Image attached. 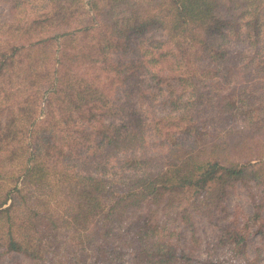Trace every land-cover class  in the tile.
I'll return each instance as SVG.
<instances>
[{
  "label": "trees",
  "instance_id": "trees-1",
  "mask_svg": "<svg viewBox=\"0 0 264 264\" xmlns=\"http://www.w3.org/2000/svg\"><path fill=\"white\" fill-rule=\"evenodd\" d=\"M237 184L264 185V0H0V264H196ZM248 224L202 264L258 263Z\"/></svg>",
  "mask_w": 264,
  "mask_h": 264
},
{
  "label": "rangeland",
  "instance_id": "rangeland-1",
  "mask_svg": "<svg viewBox=\"0 0 264 264\" xmlns=\"http://www.w3.org/2000/svg\"><path fill=\"white\" fill-rule=\"evenodd\" d=\"M262 203L261 214L264 215V185H254L246 190L241 185L237 184L234 189L230 190L224 201L226 210L218 223L219 225L208 224L207 220H199L197 222L196 235L199 237L198 243H189V247L193 253L198 257L196 264H202L209 255L213 260L219 259L223 262L230 263L233 261L230 246L220 242L221 230L220 226L224 223L237 219L239 223H249V230L247 232V252L249 259L256 257L258 263L264 264V225L260 226L259 220L256 222L248 220L249 215H252L254 209L253 204L258 205ZM263 218V217H262ZM260 228L262 231L256 230ZM257 247H259L257 249ZM128 255L121 261L120 264H129ZM20 262L27 263V259L20 254L11 252L4 254L1 259V264H14Z\"/></svg>",
  "mask_w": 264,
  "mask_h": 264
}]
</instances>
